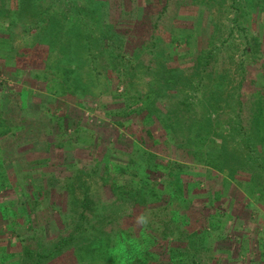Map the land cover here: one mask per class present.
I'll return each mask as SVG.
<instances>
[{
  "label": "rangeland",
  "instance_id": "374dc122",
  "mask_svg": "<svg viewBox=\"0 0 264 264\" xmlns=\"http://www.w3.org/2000/svg\"><path fill=\"white\" fill-rule=\"evenodd\" d=\"M40 1L41 9L46 11L41 15L46 20L36 24L26 21L27 29L21 25L0 27L10 33L14 49L21 54L16 62L12 59L19 52L10 53L8 60L0 59V91L15 97L4 116L19 127L12 135L0 136V164L3 159L6 165H0V181L6 184L0 189V264H111L105 258L91 262L80 261L76 256L75 247L93 241L99 228L111 237V245L112 239L136 238V244L142 247L139 256L151 247V235L157 236L154 246L157 245L159 255L154 257L167 263L171 244L157 233H169L170 218L176 210L188 222L179 230V234L187 232V237L181 235L174 246L190 252L189 262L201 259L215 264V246L206 244L208 239L204 241L207 237L203 234L193 237L203 229L211 232V221L215 224L214 233L233 242L230 256L225 253L221 258L223 264L260 262L264 248L257 241L264 239V176H260L261 184L253 188L251 178L257 169L249 163L253 155L246 143L264 137L256 136L252 124L259 99L264 103V6H256L258 0H104L107 6L102 7L94 0L91 6L97 5L99 12L95 16L99 21L91 20L92 23L113 25L119 46L110 52L106 48L110 45L103 42L77 56L72 46L70 63L65 64L59 62L64 60V53L58 44L53 45L55 50L45 42L37 47L29 44L38 42L48 27V16L71 27L79 23L81 14L79 9L74 10L71 0ZM86 1L78 0V5L83 7ZM94 29L91 34L100 42L101 30ZM201 52L210 56L196 68L195 58ZM118 53L123 54L120 65L116 61ZM56 66L60 70L77 66L73 77L80 76L81 87H87L85 95L50 96L42 71L58 72ZM171 67L177 75H167ZM114 68L121 70V80ZM51 73L47 76L52 77ZM37 74L41 75L37 78ZM180 77L186 84L169 89L167 81L176 78V82ZM199 97L214 107L211 113L207 112L212 118L211 125L205 127L208 138L203 146H196L200 156L197 160L177 146L187 144L197 128L181 122L175 135L169 133L165 122L169 124V118L174 116L170 114L178 109V120L191 123ZM45 100L49 103L42 107ZM130 101L137 104L131 105ZM147 102L153 104L152 112L148 111ZM186 104L191 109L187 110ZM123 109L137 112L127 118L118 112ZM166 111L169 118L161 121ZM203 111L205 108L201 107ZM66 115L75 119L74 124L56 129ZM51 126L56 131L46 134ZM78 126L87 129L77 134V140L64 149L49 150L48 143L66 140L63 135L74 134ZM110 149L114 162L138 167L137 159L144 162L146 173L153 176L149 178L147 204L118 200L105 185L106 169L100 166L96 170L95 164L96 158ZM257 151L264 152L260 146ZM44 157H51L45 165L40 162ZM8 159L15 164L7 166ZM169 161L184 167L180 171L182 198H174L170 205L165 201H169V185L164 187L160 174L149 168L154 162L164 165ZM70 164L74 165L72 171L84 172L78 173L81 181L75 179V196L61 188ZM109 169L114 175L113 164ZM52 176L60 179L54 187L46 180ZM34 177L35 182H31ZM36 187L49 190L38 202L31 194ZM160 194L164 195L162 199L158 198ZM89 202L93 208L86 207ZM83 211L88 223L83 221ZM142 215L147 223L138 222ZM80 232L83 238H76V245L42 259L41 263L37 261L40 253L49 254L59 241ZM211 243L217 245L219 241L215 238ZM94 247L90 248L93 259L101 245L96 242ZM239 251H246L247 256Z\"/></svg>",
  "mask_w": 264,
  "mask_h": 264
},
{
  "label": "trees",
  "instance_id": "16d2710c",
  "mask_svg": "<svg viewBox=\"0 0 264 264\" xmlns=\"http://www.w3.org/2000/svg\"><path fill=\"white\" fill-rule=\"evenodd\" d=\"M74 3H72V5H74L75 7V11L77 12V10L79 9V12L81 14V17L79 16V23H76V25H73L71 27H65V25H62L61 21L57 18L48 16V27L45 28V31L41 33V37L38 38V42L34 40V43L29 44V47H37V46H41V44L47 43V44H51L50 46L52 47V50H55V48L53 47V45L56 43L59 45V49L61 50V53H64L63 57L64 60H60L59 62L61 63H65V64H69L70 63V56H68L70 54V47H74V51H75V55L77 56V53H81L82 51H88L91 50L92 48L94 49V46H98L99 43H103L105 44H109L110 46L108 47V45H106V48L110 51L113 52L114 51V46L117 45L119 46V44L116 43V40L114 39L116 37V31L113 30V25L110 24H93L91 20H95L96 22L99 21V19L95 16L97 14V12H99L96 7L97 5H101L102 7L107 6V1H98V0H87L86 3H82V6L78 5V0H71ZM94 2H98L97 5L92 3ZM253 2V0H251ZM66 4H68V2H65ZM71 4V3H70ZM69 6V4L67 5ZM96 6V7H95ZM256 6H264V0H258L256 2ZM73 7V8H74ZM78 7V8H77ZM100 7V8H102ZM41 1L40 0H0V27H18L21 25V28H28L29 24H32V21L36 24V22H39L42 20H46L42 17L41 14H45L46 11L45 9H41ZM264 10V9H263ZM28 22L29 24H25V22ZM7 23V24H5ZM23 25V26H22ZM99 28L101 30L100 37H98V39L100 38V42L97 41V39L95 37H93V30L95 31V29L93 28ZM10 33L7 34L6 31L4 30H0V59H4V60H8L10 53H18L19 50L16 48L14 49L13 45H12V38L9 35ZM9 36V37H7ZM7 37V38H6ZM118 37V35H117ZM115 40V41H113ZM40 48V47H38ZM205 54H207V56H205ZM21 54L20 52L18 53L17 56H15L12 60H15L14 62L18 61L17 57H20ZM121 56H123V54L118 53L116 55V61L118 62V65L121 64ZM210 56V53H200L198 56H196L195 58V65L196 68H198V66L200 65L201 62L207 60V58ZM11 60V61H12ZM78 62V61H77ZM208 63V62H207ZM203 64V63H202ZM206 65V64H205ZM204 65V66H205ZM52 65H48L49 69L51 70ZM67 66V65H66ZM58 69L57 71L54 72H50L48 69L43 70V79L44 81L47 83L48 86V94L50 96L53 97H65L66 95L68 96H76V94H78V97H81V95H85V93L87 92V87H81V84H83L80 76L76 75L75 77H73V75L76 74L75 70H78L76 67L74 66H68L67 68H65L64 70H62L63 68H58V66H56ZM173 68V69H171ZM169 69H167V75L169 76H173V74H176V69H174V67H171ZM115 71H118V76H119V80L120 79V69H116L114 68ZM52 74V77H48L47 75H49V73ZM60 74V77H59ZM130 73L128 72L127 75H129ZM41 74H37L35 77H39ZM177 75V74H176ZM59 77V79H58ZM183 77H180L176 82V78H173L172 80H169L167 82H169V89H173L174 87H176L178 84L183 83L184 85L186 84V82H183ZM185 79V78H184ZM82 88V89H81ZM185 88V87H184ZM184 88H181V90H184ZM16 90V89H15ZM22 95L20 93V97L22 100ZM120 94H116V96H119ZM24 97V96H23ZM130 97V96H129ZM15 97L11 98V95L3 93V91H0V136L1 137H5L8 135H12V133L15 131V129L19 128L18 125L16 123H12L10 122L7 118H5L4 116V112L7 108H10L11 103H13L12 99H14ZM133 101V98H130ZM128 102V99H126ZM214 100H217L216 95L214 96ZM130 101V102H132ZM44 103L42 107L46 106L47 103H49L48 100L43 101ZM206 102L201 99L199 97V100L197 102V107H196V112H194L195 117L191 119V123H187L186 119L180 121L178 119H181V117H178V109L173 112V114H169L170 115H174L172 116V118L165 116L167 114V111L163 114V117H161V121L162 120H166L167 118H169V124L167 122H165V124L167 125V127L169 126V133L170 134H175L178 133L179 129L182 127L181 122H184V124L187 126H189L190 128L193 129V127H196L197 130L194 131L195 134L193 135L194 137H190L188 139L187 144H180L177 145L179 149H181L182 151H184L186 153V155H189L190 157H193L195 159L198 160V158H200V156H198V150H196V146H203L206 142V139L208 138V132L205 130V127H207V125H211V116H207V112L211 113L212 111V107H214L212 104H205ZM132 104H137L136 102H132ZM264 103L262 102V99H259L258 101V106L256 108L257 112L254 115V119H253V130L254 132H256V136L261 137L262 135H264ZM190 104H186L185 106H187V110L191 109L189 107ZM17 106H19V104L17 103ZM128 106L130 107V105L128 104ZM147 106H148V111H151V107L153 106V104L147 102ZM201 107L205 108V111L201 112ZM207 107V108H206ZM39 108V107H38ZM143 108V107H141ZM129 109V108H128ZM132 109V108H130ZM129 109V110H130ZM92 110V109H90ZM134 110V109H133ZM131 110V111H127L126 109H123L122 111H118L119 113H123L126 114L127 118H129V116L135 114L137 111L136 110ZM134 112V113H132ZM165 116V117H164ZM64 119L61 121V126L58 125V128L56 129H62L63 127L69 128L70 127V122H71V126L72 124H74L75 119L72 118L71 116H64ZM165 118V119H164ZM116 125H118L119 127L123 126V123H120V121H114ZM52 128V131H51ZM71 128V127H70ZM83 129H87L84 127H77L74 131V134H68L65 133L63 136H65L64 138H66V140H62V141H51L50 143H48V148L49 150H51L53 147L55 148H59V149H64L67 145H70L72 142H74V140L78 139L77 134L79 132H81ZM55 128L53 126L50 127V131H48L46 134H52V132H55ZM246 132V130H245ZM251 143H246V147L248 148V150L251 152V154L253 155L252 158L250 159V164L252 163V165H254V168L257 169L254 170L255 173H253V176L251 178L252 180V186L253 188H257V186H259L261 184L260 182V176H264V152L262 153H258L257 149L258 146L261 147V149L264 151V137L262 139H260L258 142L249 140ZM190 143V144H189ZM262 143V144H259ZM54 150V149H53ZM111 149L103 154V156L99 159H97V162L95 164V169L98 170V167H102L103 169H106V177H103V181L105 183V185H108L109 188L111 189V191L113 192V194L115 195L116 199L118 200H122V201H128L131 200L132 202L135 201L136 203H140V204H147V199H146V195L149 194V178H152L153 176L149 175L148 173H146V168L143 167L144 162L141 161L140 159L136 162L139 163V167L138 166H134L131 165L129 166V164H123V163H117L111 160ZM51 157H44V161H40V159L38 161H40L42 164L45 165V163L47 161H50ZM133 163L134 161L131 160ZM150 161V159H146V163L148 164V162ZM44 162V163H43ZM135 162V163H136ZM12 163L15 164L13 159H8L7 160V166H11L13 165ZM111 163V164H110ZM114 166V175H112V171H110L109 166L112 165ZM132 164V163H131ZM160 162H154L153 166L151 167V165L149 166V168L151 169L152 172H154V174H160L159 176L162 178L161 182L163 183V186L166 187L167 184L169 185V201L165 200L167 203H169V205L171 203H174V200L176 198H178L179 200H181V192L183 191L182 186L180 185V183H182L183 179L181 178L180 175V171L182 168V164L181 163H173V162H168V163H164V165H160ZM2 168H6V165L4 164V160L2 159L1 164ZM177 166V167H175ZM67 167V165H66ZM72 167H74L73 164H70L68 166V170L66 174L62 180H63V184L61 185V188L66 189V191H68L70 193V195H74L75 194V179H79V181H81L82 176L80 177L78 175V173L83 174L84 172L80 169H78V171L75 169V171H72ZM76 168V167H75ZM258 172V173H257ZM62 173V172H59ZM109 174H111L112 176H110ZM126 175H128V177H130L129 179H126ZM148 175V176H147ZM46 176V175H45ZM60 176V175H59ZM157 177H154V179L156 180ZM35 177L33 179H31V182H35ZM50 180V184L51 186L54 187V185L57 184V181L59 182V178L57 177H47L46 180ZM83 186H85V181L82 182ZM82 184L80 183V187H82ZM48 185V184H47ZM159 185V183H158ZM162 185V184H161ZM33 187V185H31ZM6 187L5 182L0 181V189H3ZM37 188V187H36ZM152 190H155V188ZM45 191H49V190H45L42 189V187H38L37 189H34V191L31 192L33 198H35V201H39L41 198H43L44 196V192ZM256 191V189H255ZM155 195H157L154 191ZM165 194V193H163ZM75 196V195H74ZM142 196V197H141ZM141 197V198H140ZM161 197V194L159 195L158 198ZM164 197V195L161 197V199ZM175 198V199H174ZM185 200V199H184ZM183 201V200H182ZM85 207V206H84ZM86 207L88 208H93L91 203L89 202V204L86 205ZM96 211V210H95ZM103 215V214H102ZM82 218H84L83 221H85V223L89 222L88 216L85 215V212L83 211L81 213ZM213 216V215H212ZM187 217L183 214H179L177 213V210L175 211V213L173 215H171V220H170V230L169 233L165 232L164 234H159L160 237H162L161 239L169 242L171 244V247L169 245V254H168V259H166L167 263H164V260L161 259L160 257L157 256L154 257L155 255H159L158 251L156 250V246H154L157 242H158V237L157 236H153L151 235V243L150 246L144 250L143 255L139 256L142 252V247L139 246V244L137 245L136 242H138L136 240V238H125L122 237L120 239H118L119 243L117 244L116 241L117 239H112V243L113 245H111V237L109 235H104L103 232L99 229H96L97 233H94L95 239L87 244H83V246H81L80 248H76V256L80 261H88L90 260L91 262H96L97 259H106L109 260V262L111 264H207L206 261H202L201 259L198 261H190V252L188 251H179L178 247L174 246V243L179 241L181 239V235L187 237V235L185 233L187 232H180L179 234V230L182 228V225L186 224L188 221L186 219ZM189 218V217H188ZM211 219V218H210ZM84 223V224H85ZM210 226H208V228H210L211 232L204 230L200 231V232H195L193 234V237L199 235V234H203V236L207 237L205 238L204 241H207L206 244H211L215 250H213L212 252L214 253L215 256V264H223L222 263V259H224V254L226 253V256L229 257L230 254L232 253V249H233V242L229 241V237L227 238V236L225 237H220L221 235L218 233H214L213 230L215 228V224L213 221H211ZM82 227V225L79 226V228ZM94 227V226H93ZM85 231V230H83ZM81 234V235H80ZM80 234H73L72 236H70L67 239L61 240L59 241V243H57L53 248L54 250L52 252H50L49 254L46 253H40L38 255V262H42V259L46 260L48 258H52V256L57 253V254H62L64 251V249H66L68 246H72V245H76L75 243H73V241L76 238H83L82 237V233L80 232ZM150 234V233H149ZM264 232H261V235H263ZM180 235V236H179ZM105 236V237H103ZM85 238V237H84ZM216 238V242L219 241V244L214 245V243H211L212 241H214ZM92 240V239H91ZM107 240V241H106ZM136 241V242H135ZM203 241V242H204ZM96 242H98L101 247L99 249V252L96 253V257L93 259L91 258V254L90 253H94L92 252L93 250H91L90 248H95L94 245L96 244ZM150 242V241H149ZM139 243V242H138ZM222 243V244H221ZM136 244V245H133ZM221 244V245H220ZM257 244L261 247L264 248V239L259 238V240L257 241ZM103 246L105 248V250L103 249ZM105 246H109L112 247L113 250L110 249H106ZM153 249V250H152ZM208 249H210V247H208ZM240 254H244V256H247L246 251H239ZM246 254V255H245ZM84 255V256H83ZM106 257H105V256ZM112 255V256H111ZM108 256H111L110 258H107ZM260 262L263 261L264 263V250L262 252H260ZM222 258V259H221ZM41 260V261H40ZM213 261V260H212ZM211 261V262H212ZM244 262H247L244 260ZM252 262V261H251ZM260 262H257L256 260H253V262L251 264H259ZM83 264V263H82ZM86 264H90L89 262H87ZM211 264V263H209ZM229 264V263H227Z\"/></svg>",
  "mask_w": 264,
  "mask_h": 264
},
{
  "label": "clouds",
  "instance_id": "9594fccd",
  "mask_svg": "<svg viewBox=\"0 0 264 264\" xmlns=\"http://www.w3.org/2000/svg\"><path fill=\"white\" fill-rule=\"evenodd\" d=\"M138 222H140V223H147V218L142 215V216L138 217ZM116 243L118 244L119 241L117 240Z\"/></svg>",
  "mask_w": 264,
  "mask_h": 264
}]
</instances>
